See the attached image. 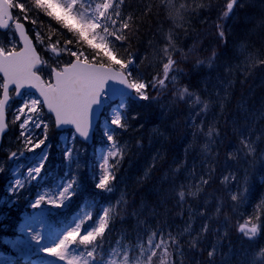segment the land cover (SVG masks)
Here are the masks:
<instances>
[{
    "label": "rangeland",
    "instance_id": "obj_1",
    "mask_svg": "<svg viewBox=\"0 0 264 264\" xmlns=\"http://www.w3.org/2000/svg\"><path fill=\"white\" fill-rule=\"evenodd\" d=\"M13 9L17 13L21 12L20 8ZM14 16L17 21L19 16L17 14ZM235 19L236 14L233 13L231 20ZM255 28H258L257 24H255ZM27 30L44 59L43 67L39 73L45 80L49 79L51 70H58L74 60L70 51L57 49L54 44L44 41L32 26L27 27ZM7 49L11 51H5ZM17 49L18 43L11 28L6 35L0 34L1 53H10ZM100 50L105 54V49L101 48ZM54 51H57L58 54L54 55ZM249 58V55H244V52L236 50L233 57L227 60L231 65L227 62L216 69L211 66L201 70L196 81L200 85L199 93L196 92L188 100L186 147L178 159L179 166L182 167L179 188L180 192H184V197L195 196L199 185L203 184L204 179L213 173L220 176V181L227 196L234 204L235 211L229 206L234 213L236 212V215L238 208L241 209L244 205H248V210L240 212L237 216L240 225L238 228L240 239L237 242L241 247L236 250L235 257H232L231 247L222 260L216 264H257L261 262V253L264 252V190L261 192L262 196L256 195L258 193L254 191L258 184L264 181V141L262 140L264 136V89H261L264 85V77L247 88L248 94L244 98L234 95L236 100L232 108L233 111L226 121L233 140L225 142L226 137L224 139L221 133L227 103L236 86L232 81L233 76L226 73L232 65L235 66L237 72L241 73L251 69ZM79 59L80 57H77V60ZM93 62H95L94 58ZM134 63L133 61L131 65ZM1 87L2 80L0 79V92ZM31 98H35V96L23 95L19 101H12L6 108L8 133L4 137L0 149V213L5 204L8 206L11 202L23 204L22 210L17 206L13 209L19 216L17 237L14 240L7 239L5 245L9 255L0 256V264H84V262L87 264H130L124 259L127 250L122 251L116 242L108 245L106 253L98 256L94 252L93 248L95 247L92 242L87 245L81 243L84 236L93 234L99 227L98 221H94L89 228L79 232L80 219H85L89 213L88 202H83L77 211H73L70 207L73 198L66 199L60 207L55 206L60 203V196L64 188L73 178L75 179L76 168L80 167L81 170L84 168V159L76 164L79 161L77 156L82 158L84 152L72 133H56L51 126L50 118L45 113L43 116H37L36 113H31L27 107L24 113L18 112L24 102L26 100L30 102ZM127 106L126 100H120L112 107H109L108 102L105 103L106 111L100 126L102 131L98 138V146L108 143L104 135L109 133L108 130L111 127L109 118H115L116 114ZM161 107H166V102H162ZM25 118L29 122L23 131L26 134L30 133L33 139L41 138L45 131L43 127L36 129L34 125L36 123L47 124V143L35 153L29 149L26 137L21 135V123ZM148 127L144 133L140 132L138 127H134L132 150H129V156L123 160L122 166L116 169L119 179L115 186L111 187L112 190L106 191L109 200L120 194L121 182L125 176L134 175L136 172L144 175L151 168L147 164L152 163L149 161L148 155L143 152L150 150L156 155V148L161 147V144L157 125ZM130 134L131 131L126 127L119 135L122 139L123 149L126 147ZM224 144H226L224 147L226 150L225 160L221 158L222 154L219 155V150ZM48 146L51 151L52 172L49 171L50 166L44 164L49 151ZM32 147L35 145L33 144ZM69 149L71 156L66 161L65 153ZM110 151H113L112 147L108 149L105 145L101 148L96 147L93 151L94 160L91 175L93 173L96 186L99 177L104 173L105 157L113 160L114 164L121 161L116 158L118 147L115 149V155L108 156ZM13 154H15L14 158ZM42 163L46 169L38 177L28 173L29 169H32L34 173V170ZM124 165H128V167L122 171ZM256 169L258 172L254 175ZM131 179L133 180V177ZM17 180L21 182L19 186L16 184ZM67 195L65 194L66 197ZM72 195L74 196L73 192L71 197ZM233 196H236L237 199L233 200ZM37 200L41 202L36 204ZM204 208L190 207L186 210L187 217L183 221L185 225L182 235L192 236L189 238L191 241L201 240L207 220ZM254 224L259 226V230L257 235L250 239L241 232V229L247 231ZM35 232L41 234L42 242L39 244L31 239V235ZM72 232H77L80 235L79 239L67 243L66 257L58 261L48 257L49 247L63 243L65 237ZM220 236L222 237V234ZM218 244L216 242L214 247L216 248ZM41 248L43 251H40Z\"/></svg>",
    "mask_w": 264,
    "mask_h": 264
},
{
    "label": "trees",
    "instance_id": "obj_2",
    "mask_svg": "<svg viewBox=\"0 0 264 264\" xmlns=\"http://www.w3.org/2000/svg\"><path fill=\"white\" fill-rule=\"evenodd\" d=\"M17 1L22 3L26 18L34 23L43 37L60 47L87 51L62 26L36 12L32 8L31 0ZM230 1L111 0L119 13L114 16L115 23L108 21L109 31L112 33V48L117 58L122 59V62H126L129 57L133 58L136 62L130 69L132 79L136 78L150 85L155 82V88L148 89L149 100L166 102L163 111L159 110L157 103L150 104L147 100L135 111L138 119L132 120L129 125L138 127L142 133L148 126L157 125L158 135L163 140L161 147L157 149L162 148L163 156L169 154L179 159L183 154L179 144L180 136L177 138L175 134L179 133L177 130L186 122L189 98L196 92L199 93L200 85L196 81L201 70L211 66L216 69L227 62L231 65L227 60L233 57L238 44L247 47L251 55V69L241 73L232 65L226 73L233 76L232 81L236 84L227 103L224 126L221 125V133L229 141L233 138L225 123L233 111L236 100L234 95L244 98L248 94L247 88L264 77V0H238L233 8V13L236 14L233 25L235 23L236 28H241V31L235 34L231 29L220 28V24L229 18L224 13ZM86 2L94 8L102 0ZM216 11L221 14L216 16ZM108 14L113 16L112 10ZM255 24L258 28H255ZM221 31L223 36L220 35ZM69 37L72 43H69ZM168 60L174 61L168 76L178 75V79L174 81L167 78L161 86L158 82L165 78L163 66ZM184 88L188 91L180 99V92ZM261 89H264V85ZM129 139L132 150V138ZM140 141L143 142L142 139ZM223 149L224 147L220 148L219 155ZM162 167V163L154 165L142 182L135 181L138 179L136 173L125 176L124 192L111 208L102 212L101 222L107 220L105 233L102 234L103 241L118 239L123 246L139 245L144 252L152 250L148 254H155V264H212L209 261L212 242L213 246L215 242L220 243L223 251L224 248L232 247L236 253L238 247H241L237 242V215L229 206L219 176H210L195 195L196 198L205 200L207 211L217 207V213L204 227L202 240L191 241L189 238L192 236L182 235L185 224L181 215L182 207L191 198L176 200L177 181L170 174H167L170 177H166L161 184L154 182L162 173ZM79 176L80 182L85 181L79 186L81 196L96 198L89 178L84 173H79ZM17 219L16 213L7 211L0 224V254H7L4 241L14 237ZM222 221L225 222L226 231L220 237ZM153 233L157 234L153 238L156 247L147 242ZM257 264H264V256H261V262Z\"/></svg>",
    "mask_w": 264,
    "mask_h": 264
},
{
    "label": "snow or ice",
    "instance_id": "obj_3",
    "mask_svg": "<svg viewBox=\"0 0 264 264\" xmlns=\"http://www.w3.org/2000/svg\"><path fill=\"white\" fill-rule=\"evenodd\" d=\"M234 4L235 0L229 2L227 5L228 11L224 13L225 17H227L228 12H230ZM31 5L36 12L50 18V20L56 22V24L62 26L67 33L72 34L87 51L78 52L73 49L70 54L75 60V67L71 65L66 67L65 70L54 79V83H49L47 81L46 83H42L44 80L36 73L37 64L40 62L39 58L31 48H28L23 61L16 66L14 71L17 75L24 77L28 81L30 88L36 89L39 95L35 98H31L30 102L26 100L18 109L19 113H24L26 107L31 113H36L37 116H43L46 111L47 114L54 117V122L57 126H74L75 133L78 134L79 137L87 140L90 135L93 115L98 113L101 106L109 99V92L105 95L101 91L106 88V79L109 83H111L112 80H117L122 84H126L128 88L133 90L138 100L150 99L148 89L155 88V82L150 85L146 82H140L136 78L132 79L130 65L133 63V59L129 57L126 62H122V59L117 58V54L112 48V33L109 31L110 25L108 21L112 20V22L115 23L114 16L119 15V13L116 11V6L111 3V0H107V2L102 0L101 3L96 4L91 10H88L86 0H31ZM13 8H20L21 11H24V6L14 3V0H0V28L9 27L8 21L13 19L11 12ZM109 10H112L113 16L108 14ZM15 28L19 30L20 37L24 38L23 25L18 22L15 24ZM220 35L223 36L222 31ZM72 42L71 37H69V43ZM25 43H27V41H25ZM101 48L106 50L104 56L100 54ZM5 51L11 50L7 49ZM89 52L92 53L91 57L88 55ZM77 57H80V59L77 60ZM93 57H99V59L93 62ZM105 57H107V63L101 64L100 60L105 59ZM173 63V60H168L167 63L164 64L163 70L165 78H167L169 69ZM114 64L119 66V71L113 68ZM98 67L101 71H110L112 74L107 77L103 76L100 72L96 71ZM158 83L163 86L165 80L161 79ZM187 91L188 89L184 88L180 92V99L184 98ZM4 93V99L0 100V115L3 114L5 105L8 102V88L6 86L4 87ZM119 94L120 91L118 89L113 88L111 90L112 96H117ZM133 118L138 119L136 116ZM57 120H59V122H57ZM28 122L27 118L22 121L21 135L26 137L27 144L30 146L29 149L35 153L37 150L42 149L47 143V124L41 125L36 123L34 125L36 129L43 127L45 131L41 138L33 139L30 133L26 134L23 131V128ZM109 122L113 128L126 129L127 127L120 113H117L115 118H109ZM3 131L4 120L0 121V132ZM104 136L113 149V151L108 153V156L115 155L117 146L114 143L113 135L108 133ZM33 144L35 147H32ZM48 147V154H50V146ZM14 156L15 154H13V158ZM70 156L71 150L69 149V151L65 153V160L67 161ZM104 163V173L99 177L97 186L101 190L110 191L112 190L110 182L114 180V175L109 174L107 157H105ZM43 170L44 165L42 163L40 167L34 170V173L32 169H29L28 173L30 175L35 174L38 177ZM20 183L19 180L16 181L17 186H19ZM75 188L76 181L73 178L68 186L64 188L63 193H61L60 203H57L55 206L60 207L65 203L66 199H71V194ZM65 194H68L67 197ZM179 196L180 199L183 200L184 192H180ZM232 199L236 200L237 197L233 196ZM40 202V200H37L36 204ZM106 217L107 215L105 218ZM106 227L107 220L104 219L93 234L84 236L81 243L87 245L93 240H97L105 233ZM258 230L259 226L254 224L252 227L248 228L247 231L242 228L241 232L251 239L257 235ZM79 235L80 234L77 232H72L69 236L65 237L63 243H60L58 246L49 247L48 257L56 259L57 261L64 259L66 257L65 249L67 243L79 239ZM156 235V233H153L147 241L149 245L153 247L157 245L153 244V238ZM31 239L37 244L42 242L40 232L32 234ZM40 251H43V248H41ZM212 254L213 253L210 252L209 256L211 257ZM261 255L264 256V252H262ZM84 264H87V262H84Z\"/></svg>",
    "mask_w": 264,
    "mask_h": 264
},
{
    "label": "bare ground",
    "instance_id": "obj_4",
    "mask_svg": "<svg viewBox=\"0 0 264 264\" xmlns=\"http://www.w3.org/2000/svg\"><path fill=\"white\" fill-rule=\"evenodd\" d=\"M254 3H255V1H254ZM220 14H221L220 11H216V16H218ZM220 28L221 29H231V31L234 34L241 31V28H236L235 23L233 25V20H231L229 18H227V21L222 22L220 24ZM247 49H248L247 47H245L243 45H239V44L236 45V47H235V50L240 51V52H244V55L247 54V55L250 56V58H249L250 62L249 63H250V67H251V55H250V53L248 52ZM187 129H188V124H187V121H186V122H184L183 127H181L180 130H177L179 133L175 134L177 136V138H178V136H180L179 144H180V149L182 150L181 152L185 151V147H186L185 141L187 140ZM262 140L264 141V136H263ZM161 143H163V140H162V138L160 136V144ZM143 154H147L148 157H149V161L152 163V164H147V165L154 166V165L161 164V163L163 164L162 173L159 174V176L157 177V180H155L154 182H157V183L161 184L163 182V180H165L166 177H170L167 174L172 175L171 177L176 179V181H177V186H176L177 192H176L175 195H176V198H177L176 200L180 201L179 182L181 180L182 167L179 166L178 159L173 158V156H171L169 154L163 156L162 148L161 149H157L156 148V155H155V153L153 151H150V150H145L143 152ZM225 156H226V150L223 149V153L221 155V158L223 160H225ZM257 172L258 171L256 169L254 171V175L257 174ZM136 174H137V178H138L136 181L142 182V180H144L145 177L143 175H140V173H138V172H136ZM254 175H252V177H254ZM263 185H264V181H262L260 184H258V186L254 189V191H256L258 193L256 195H259V196L263 195V194H261V192H263V190H264ZM186 197H190L191 199H188L187 204H185L182 207V210H181L182 214L181 215L184 218L187 217V211L186 210L188 208H190V207H198L199 209H202L205 206V200L202 201V199L196 198L195 196H186ZM228 201H229V204H230L231 208L235 211L234 204L232 203V201L230 199H228ZM247 210H248V205H244L241 209L238 208L237 216L239 215L240 212H242V211L245 212Z\"/></svg>",
    "mask_w": 264,
    "mask_h": 264
},
{
    "label": "water",
    "instance_id": "obj_5",
    "mask_svg": "<svg viewBox=\"0 0 264 264\" xmlns=\"http://www.w3.org/2000/svg\"><path fill=\"white\" fill-rule=\"evenodd\" d=\"M4 29L5 28H0V30H4ZM21 44H22L23 48L19 52L14 53V54H9L6 56L0 55V75L3 77V79L5 81L4 87L6 86L8 89L10 87H14L17 91V93H16L17 97L21 94V92L23 90H26L28 92L32 91L38 96L39 93L36 91V89L30 88L28 81L24 77L17 75L16 72L14 71L16 66L23 61L24 56L27 54V49L31 48L29 43L23 42ZM39 64L40 63L37 64V67L39 66ZM71 66L75 67V63H73ZM89 67H91V66H89ZM64 70H65V68L62 69V72ZM96 71L100 72L101 75L106 76V77L110 76L112 74L110 71H101L99 68H97ZM58 76H59V74H53V82H54V79L57 78ZM105 84H106V88L102 89L101 91H102V93H106V94L109 92V97L112 99L116 98V96L111 95V90L113 88L118 89L121 94H125V93L129 94L130 93L127 85L122 84L117 80H112L111 83H109L108 80L106 79ZM2 96L4 99V97H5L4 88H3ZM99 111H100V109H99ZM98 114H99V112L95 113L93 115L92 126L90 128V135H91V131L93 129V126H94V123L97 119ZM54 115H55V112H54ZM3 120H4V117L2 114V115H0V121H3ZM57 122H59V120H57ZM65 127L66 128L71 127L74 129V126H57V128H65ZM0 135H1V132H0ZM90 135H89L88 139H90ZM81 139H83V138H81Z\"/></svg>",
    "mask_w": 264,
    "mask_h": 264
}]
</instances>
